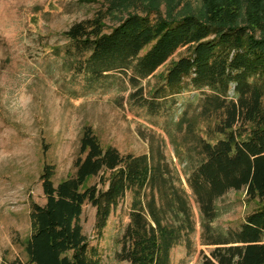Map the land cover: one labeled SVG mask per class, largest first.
<instances>
[{
  "label": "trees",
  "instance_id": "16d2710c",
  "mask_svg": "<svg viewBox=\"0 0 264 264\" xmlns=\"http://www.w3.org/2000/svg\"><path fill=\"white\" fill-rule=\"evenodd\" d=\"M201 2L202 19L168 20L149 8L107 33L99 12L62 34L54 52L84 92H116L160 132L140 133L148 153L135 155L104 147L87 126L68 178L56 185V167L45 165L46 203L30 205L27 264H100L83 234V209H95L102 237L127 198L119 261L172 264L174 248L192 250L193 200L201 244L213 247L201 264H264V0ZM230 192H245L254 207L224 231L215 223Z\"/></svg>",
  "mask_w": 264,
  "mask_h": 264
},
{
  "label": "rangeland",
  "instance_id": "374dc122",
  "mask_svg": "<svg viewBox=\"0 0 264 264\" xmlns=\"http://www.w3.org/2000/svg\"><path fill=\"white\" fill-rule=\"evenodd\" d=\"M149 8L168 20L204 17L201 0H0V264H27L30 205L46 203L40 172L54 165L56 185L74 172L84 127H92L104 147L148 153L140 133L156 129L144 113L126 102L120 105L114 91L85 93L82 78L61 65L54 49L64 45L62 34L73 24L99 12L108 33L128 15H148ZM166 154L173 156L171 147ZM129 202L113 213L102 237L95 232V209H83V234L99 251L100 264H129L117 259ZM192 204L198 223L193 248H174L172 264H201L213 249L201 244L199 214ZM219 205L223 213L215 226L224 231L237 230L254 207L245 192H230Z\"/></svg>",
  "mask_w": 264,
  "mask_h": 264
}]
</instances>
